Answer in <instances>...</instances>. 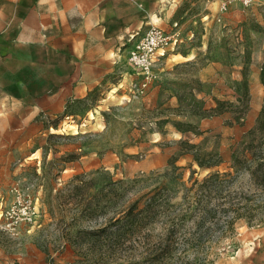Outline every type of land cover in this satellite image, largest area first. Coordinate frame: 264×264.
I'll return each instance as SVG.
<instances>
[{"label":"rangeland","instance_id":"374dc122","mask_svg":"<svg viewBox=\"0 0 264 264\" xmlns=\"http://www.w3.org/2000/svg\"><path fill=\"white\" fill-rule=\"evenodd\" d=\"M225 2L148 0L140 10L124 0L117 8L121 14H113V6L87 8L85 17L96 19L95 24L90 23L93 27L89 34L100 32L104 25L100 18L108 11L117 17V23L111 25L114 31L128 29L142 34L153 27L179 31L182 46L168 55L186 53L191 58V50L198 54L196 59L176 67L172 66L174 57L168 60V55L157 64L154 70L164 69L161 74L167 92H162L153 109L144 110L142 96L135 95L142 76L127 63L126 53L134 42L130 33L105 40L106 54L97 56L105 77L82 98L71 94L83 78L78 68L81 64L77 68L68 64V59L76 56L59 48L55 55L42 48L24 50L23 109L0 119V255L31 256L36 248L47 256L49 264L55 260L63 264H135L130 249L147 252L157 248V241L148 245L127 240L124 257L117 260L107 253L115 239L87 238L80 236V231H98L135 200L156 190L166 189L169 201L178 204L184 188L194 179L202 180L217 172L236 175L233 165L253 140L252 131L263 121L264 86L252 59L264 56V0H255L249 8L234 2L224 11ZM29 7L25 4L22 14L29 23H36L42 8L39 15L36 5V16L28 13ZM55 21L58 23L56 17ZM30 58L36 63L28 64ZM48 59H55L56 70L47 65ZM204 69H209L208 81L196 86L202 99L186 102L181 96L182 102L171 105V91L189 88L193 82L188 74ZM32 87L38 97H31ZM219 104L216 114L213 109ZM37 105L38 109L32 108ZM215 116L222 118V127L227 131L194 132L196 139L202 137L198 143L181 139L176 130L170 133L167 127L185 131L183 122ZM144 143L151 146L129 152L131 147ZM153 146L157 148L151 153L148 149ZM153 152H161L166 159L146 169L143 161ZM94 153L101 159L108 156L107 161L90 168L89 157ZM111 158L113 162L108 161ZM199 162L212 167L201 168ZM77 175H83L91 184V195L108 193L113 198L107 205L102 202L105 208L95 206L91 219L82 218L84 208L75 206L70 198V183ZM237 179L234 189L247 186V173ZM26 208L36 212L33 222L26 220ZM161 232L158 226L154 235ZM176 248L174 264H264V222L250 225L239 220L232 232L221 238L215 235L198 259Z\"/></svg>","mask_w":264,"mask_h":264},{"label":"crops","instance_id":"0c3cea01","mask_svg":"<svg viewBox=\"0 0 264 264\" xmlns=\"http://www.w3.org/2000/svg\"><path fill=\"white\" fill-rule=\"evenodd\" d=\"M121 1L124 0H0V119L12 117V113H17L23 109L25 90L23 59L24 50L26 48H29L32 51L34 49L42 48L47 53L53 55H55L56 49L59 48L62 51L76 56L68 59V64H71L74 68H77V64H81L78 68L83 72V78L79 80L71 92L75 98L87 96L92 89L101 83L105 77V71L103 70L101 61L97 56L106 54V47L104 45L105 40L119 39L121 36L126 37L130 33L131 40L135 41L148 30L142 32V34L135 32V30L130 32L128 29L114 31L111 25L117 23V17H112L108 11H105L100 18L104 23V25L100 27V32L97 35L92 33L89 34V32H92L91 29L93 27L90 23L95 24L96 19L88 15L85 17L87 14V8L89 6L98 7L104 5L106 9L114 7L116 10L113 14H121L122 11L120 9L117 10ZM126 1L133 3V5L139 7L140 10L148 4V0ZM25 4L30 6L28 13L35 14L36 16L38 13L40 15V8H42V14L37 16L36 23L33 20L29 23L28 19L22 14L25 11ZM36 5L39 6L38 13L36 12ZM55 17L58 19V23L55 21ZM98 19L97 23L100 21ZM44 24L47 25L45 30H43ZM57 24L58 30H56ZM37 32H39V35H36ZM181 46L182 44L178 49H180ZM191 53V58L188 54L186 55V53L171 54L168 55V60L173 56L174 62L172 66L176 67L182 63H188L197 58L198 54H196L195 50H193V52L191 50ZM126 54L128 55V52ZM177 57H182L183 60H175ZM36 61L37 60L30 58L27 63L33 65ZM252 63L254 68L256 67L258 73L259 70L261 72L264 63V56L257 58L253 57ZM47 65L52 70H56L55 59H48ZM165 68H169V65H166ZM163 70L164 69L154 70L155 78L152 81L153 83H151L144 96L140 97V99L142 98L144 110L155 108L162 92H167L165 91L166 83L163 79L164 75L161 74V71ZM194 70L195 69L193 68V72ZM208 70L209 69H204L197 73L188 74L192 79L193 85L180 91L176 89L173 92L171 91L169 103L174 105V103L182 102L181 96L187 100L186 102L190 101V98L202 99L203 96H201V91L196 89V86L198 87L201 84L204 85V83H207ZM30 89L31 97H38L35 88L32 87ZM35 101L38 102L37 99ZM32 108L38 109L39 107L37 105ZM8 112L11 114L9 115ZM183 123H185V125H183V127L186 128L185 131H178L175 126L172 125L167 127L170 133L175 134L176 130L181 139H190L191 143H198L202 139V137L196 139L194 132L210 131L215 133L219 131H227L226 128L222 127V118L216 116L204 117L197 122L191 121ZM143 124L144 123H133L135 126H143ZM155 130H157V127H155ZM149 145V143L135 145L131 147L129 152H137L140 148ZM155 148L157 147L153 146L148 150L152 153V151H155ZM153 153L154 154L148 156L147 159L143 161L142 165L146 169H150L157 163L162 162L163 159H166V156L160 154L161 152ZM107 157L108 156L101 159L97 157V153H94L89 157L88 165L90 168H97L107 161ZM108 161L113 162L114 158H111ZM0 264L49 263L47 256L34 248L31 256H25V254H23L21 256H11L9 258L0 255ZM54 264H63V262L62 260H55Z\"/></svg>","mask_w":264,"mask_h":264},{"label":"trees","instance_id":"16d2710c","mask_svg":"<svg viewBox=\"0 0 264 264\" xmlns=\"http://www.w3.org/2000/svg\"><path fill=\"white\" fill-rule=\"evenodd\" d=\"M261 82L264 86V63ZM245 85L247 90L246 80ZM219 108L220 104L213 111L218 114ZM261 118L263 121L259 127L252 131L253 140L233 165L237 170L235 176L217 172L202 180L194 179L189 187L184 188L178 204L169 201L166 189L156 190L135 200L118 217L107 220L98 231H80V236L105 238L108 241L115 239L114 244L108 246L107 253L117 260L123 259V247L127 240L148 245L157 241V248L147 252L139 253L140 250L131 248L132 261L135 264H174L178 257V246L182 248L183 254L191 252L197 258L215 235L221 238L232 232L239 220H245L250 225L263 223L264 105ZM199 166L212 167L204 162H199ZM243 173H247V188L241 186L243 188L237 191L233 183ZM90 186L83 175L75 176L70 183L73 189L71 201H74L75 206L84 208L81 217L87 219L95 216V206L105 208L101 206L102 202L107 205L113 200L108 197V193L91 195ZM103 198L106 202L102 201ZM158 226H161L162 232L155 236L154 231Z\"/></svg>","mask_w":264,"mask_h":264},{"label":"built area","instance_id":"2783aa9c","mask_svg":"<svg viewBox=\"0 0 264 264\" xmlns=\"http://www.w3.org/2000/svg\"><path fill=\"white\" fill-rule=\"evenodd\" d=\"M238 2L244 8L251 7L255 0H227L222 4V10ZM182 44L179 31L169 32L163 28L153 27L133 42L128 51L127 63L140 76L141 82L136 85L135 95L143 96L154 79V68L159 62L166 59L170 51H174ZM35 214L31 208H26V220L33 222ZM3 229V228H0Z\"/></svg>","mask_w":264,"mask_h":264}]
</instances>
